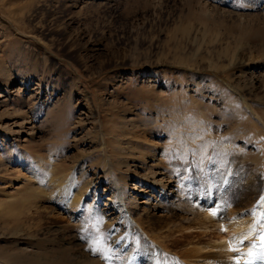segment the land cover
<instances>
[{"label":"rangeland","instance_id":"1","mask_svg":"<svg viewBox=\"0 0 264 264\" xmlns=\"http://www.w3.org/2000/svg\"><path fill=\"white\" fill-rule=\"evenodd\" d=\"M261 182L264 0H0V264L243 263Z\"/></svg>","mask_w":264,"mask_h":264},{"label":"bare ground","instance_id":"2","mask_svg":"<svg viewBox=\"0 0 264 264\" xmlns=\"http://www.w3.org/2000/svg\"><path fill=\"white\" fill-rule=\"evenodd\" d=\"M259 1H262V0H259ZM232 102H235V101H232ZM237 111H239V110H237ZM247 115H249V114H247ZM232 132H229V133H232ZM253 133H255V132H253ZM254 135H257V132ZM252 137H255V136H252ZM232 138H233V136H232ZM221 144H223V143H221ZM219 148H222V146H220ZM222 159H224V158H222ZM39 172L40 173H37V175L41 176V171H39ZM51 172L47 171V175H48V177L51 178V180L49 178V180L51 182H48L47 179H46V181H43V180H45V177H44V179L42 180L43 181L42 187L40 186L37 193H40L41 195L43 193H46V194H49L51 196H54L55 194H57L60 197H62L64 194L66 195V194H70L73 192L72 186H74V184H75L74 181H70L69 179L63 180L60 178H55ZM218 180L220 182H222L224 186H226L230 182V180L228 178H225L223 176H219ZM218 180L216 179L215 181H218ZM258 189H259V191L256 188V191H258V194L255 197H257V198L256 199L254 198L255 199L254 203H255V207H256L254 210V213L251 214V216H249V217L248 216L246 217L244 215L236 217L234 222H232V226L230 228L231 230H230L229 235H227V236L223 235L224 237L219 235V237H222L223 240H225V238L228 239V242L225 241V243H224V245L226 246V247L225 246L224 247L226 249H228L227 250L228 252L231 251V248H233L234 246H236L237 244H239L240 242H242L244 240L242 237H246L248 240V244H249L248 249L245 251L246 256H247L246 260L243 263H237L235 261H224V262H219V264H264V246H262V245H264V241L261 240V235H264V182L263 183L261 182L259 184ZM35 192L36 191L33 189V194H35ZM82 193L83 192H81L78 189V191L76 193H73L72 196H70L71 202L77 208L80 207L82 204V195H83ZM67 196H69V195H67ZM9 209H12V208L9 207ZM6 211L11 212L10 210H6ZM211 211L212 210L210 209L209 211H207L204 214L205 218L208 219V218L213 216L211 214ZM253 215H254V217H252ZM252 227H253V229L251 230ZM133 231H134V228L132 227V225L129 222L127 224V229L125 230L124 234L123 235L121 234L120 237H118V238L115 237L113 239V242H114L113 245H116L119 248L117 255L123 258V261L120 262L119 264H123L124 262H125L124 264H158L159 261L157 260V258L154 257V255H153L154 253H152L153 248L148 246L149 244L147 245L146 241H144L143 238H140V237L137 238L138 235L137 236L133 235ZM117 232H118V230H115V232L113 234L115 235V234H117ZM239 233H240V235H237ZM249 253H251V255H249ZM19 254H20V252H19ZM191 255H200V251L199 250H197V251L191 250V251H186L184 253V256H191ZM76 256H77V254H76ZM205 257L211 258V257H216V255L215 254L212 255V253H210V254L205 255ZM76 258L78 259L79 256H77ZM169 258L166 259L167 261H165L164 264H182V262L180 263L178 261H175L174 259L172 260Z\"/></svg>","mask_w":264,"mask_h":264},{"label":"snow or ice","instance_id":"3","mask_svg":"<svg viewBox=\"0 0 264 264\" xmlns=\"http://www.w3.org/2000/svg\"><path fill=\"white\" fill-rule=\"evenodd\" d=\"M261 240L264 241V235H261ZM264 246V245H262ZM249 255H251V253H249Z\"/></svg>","mask_w":264,"mask_h":264}]
</instances>
